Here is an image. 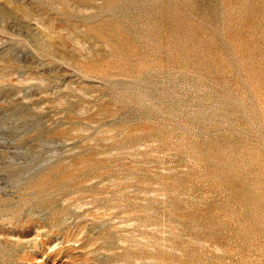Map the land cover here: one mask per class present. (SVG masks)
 I'll return each mask as SVG.
<instances>
[{"label": "rangeland", "instance_id": "rangeland-1", "mask_svg": "<svg viewBox=\"0 0 264 264\" xmlns=\"http://www.w3.org/2000/svg\"><path fill=\"white\" fill-rule=\"evenodd\" d=\"M0 264H264V0H0Z\"/></svg>", "mask_w": 264, "mask_h": 264}]
</instances>
